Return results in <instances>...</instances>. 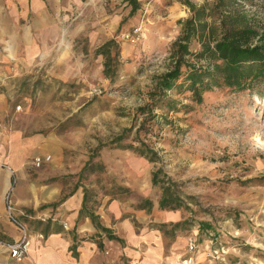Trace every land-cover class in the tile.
<instances>
[{
  "label": "rangeland",
  "instance_id": "obj_1",
  "mask_svg": "<svg viewBox=\"0 0 264 264\" xmlns=\"http://www.w3.org/2000/svg\"><path fill=\"white\" fill-rule=\"evenodd\" d=\"M50 1L60 23L54 58L0 62V170L8 175L0 216L10 221L7 194L28 229L47 222L65 228L59 204L31 212L17 206V190L41 192L45 203L84 195L88 211L153 231L178 264H264V82L240 91L214 86L199 101L169 91L176 108L141 114L137 108L155 99L154 82L169 67L167 50L188 8L179 0L170 8L163 7L168 0H144L130 15L127 0ZM238 3L248 25L264 33V0ZM107 40L111 72L104 76L95 49ZM189 49L200 50L195 37ZM119 135L125 137L116 141ZM139 141L153 161L128 146ZM46 155L48 162L35 164ZM88 160L99 168L79 176ZM157 168L174 183L179 207H157L159 189L150 181ZM144 199L150 208H137Z\"/></svg>",
  "mask_w": 264,
  "mask_h": 264
},
{
  "label": "crops",
  "instance_id": "obj_2",
  "mask_svg": "<svg viewBox=\"0 0 264 264\" xmlns=\"http://www.w3.org/2000/svg\"><path fill=\"white\" fill-rule=\"evenodd\" d=\"M137 1L138 7L144 5V0ZM175 3L178 2L168 0L163 7L170 8ZM57 14V6L50 0H0V62L16 59L29 64L36 58H54L60 34ZM12 164L19 174L23 173L20 163ZM7 177V172L1 169L0 215L4 211L2 195ZM14 199L17 206L31 212L59 204L58 210L67 213L66 227L50 222L29 229L26 226L30 240L28 256L17 262L10 257L5 244L0 243V264H178L171 255L162 253V245L153 231L135 228L127 218H120L115 213L110 221L108 216L88 211L84 206V195H70L45 203L41 192L31 196L18 189ZM90 213L114 238H107L94 225ZM88 235H95L96 239H83ZM0 238L6 242L19 238L17 227L2 216Z\"/></svg>",
  "mask_w": 264,
  "mask_h": 264
},
{
  "label": "trees",
  "instance_id": "obj_3",
  "mask_svg": "<svg viewBox=\"0 0 264 264\" xmlns=\"http://www.w3.org/2000/svg\"><path fill=\"white\" fill-rule=\"evenodd\" d=\"M179 1L188 8L189 14L182 22L180 33L168 47L169 67L160 73L154 82L155 99L149 104L150 107L146 104L137 108L141 114H151L153 106H166L170 110L176 108V101L167 95L169 91H187L191 98L199 101L201 94L210 91L214 86L240 91L250 88L256 81L264 82V33L258 35L257 31L248 25L246 15L242 13L238 3H249L252 0H216L210 6L195 5L189 0ZM127 3L130 6L128 14L131 15L138 8L139 2L127 0ZM256 36L257 41L252 42L251 38ZM193 37L200 43L198 51L189 49ZM112 42L107 40L95 49L96 53L103 55L104 76L110 75L111 72L109 45ZM189 57L205 58L207 62L205 65H195L189 61ZM147 119L148 117H145L144 121ZM121 137L125 136L119 135L116 141H120ZM128 146L146 159L154 160V157L150 156L151 149L143 141H139L137 146ZM97 168L98 165H91L88 160L78 174L81 176L84 172H92ZM150 181L159 189V209L172 210L182 204L174 183L166 174L160 175L159 168L151 172ZM150 204L149 200L144 199L136 206L149 209ZM89 216L107 238H114L107 228L98 223L92 213ZM202 224L203 222H200L199 226ZM176 226L174 225V228ZM0 240L6 242L1 238Z\"/></svg>",
  "mask_w": 264,
  "mask_h": 264
},
{
  "label": "built area",
  "instance_id": "obj_4",
  "mask_svg": "<svg viewBox=\"0 0 264 264\" xmlns=\"http://www.w3.org/2000/svg\"><path fill=\"white\" fill-rule=\"evenodd\" d=\"M140 26H135L132 29V33H136L139 31ZM129 34H123L124 38H129L131 39V37H129ZM50 160V155H46L44 157H37L35 159V164L36 165H40L42 164L44 161ZM5 199H7V214L8 217L10 219V221L17 227V229L19 230V238L17 240H13L11 242H4L0 240V243H4L6 246V249L10 255V257L17 261H23L27 256H28V251H29V245H30V240H29V236H28V231H27V227L26 225L21 222L14 214L12 211V207L9 204V200H8V195L5 194ZM66 226V224L64 225ZM191 247V244H190Z\"/></svg>",
  "mask_w": 264,
  "mask_h": 264
}]
</instances>
